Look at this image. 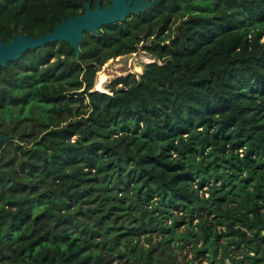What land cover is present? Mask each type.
<instances>
[{"label":"trees","instance_id":"trees-1","mask_svg":"<svg viewBox=\"0 0 264 264\" xmlns=\"http://www.w3.org/2000/svg\"><path fill=\"white\" fill-rule=\"evenodd\" d=\"M155 1L0 66V264H264V0ZM86 3L0 0V41Z\"/></svg>","mask_w":264,"mask_h":264},{"label":"water","instance_id":"water-1","mask_svg":"<svg viewBox=\"0 0 264 264\" xmlns=\"http://www.w3.org/2000/svg\"><path fill=\"white\" fill-rule=\"evenodd\" d=\"M155 2V0H110L108 6L100 7L96 4L94 9L91 8L90 3H86L82 15L62 19L58 26L52 28L51 32L39 37L16 34L8 42L0 41V66H5L8 61L18 59L28 49L41 47L54 41L68 42L75 56L78 57L83 32L98 34L103 25L122 22L128 14L142 12ZM3 138L0 132V141Z\"/></svg>","mask_w":264,"mask_h":264},{"label":"rangeland","instance_id":"rangeland-1","mask_svg":"<svg viewBox=\"0 0 264 264\" xmlns=\"http://www.w3.org/2000/svg\"><path fill=\"white\" fill-rule=\"evenodd\" d=\"M151 57L148 53L142 49H138L133 54H127L109 59L105 62L95 76V89H98L97 82L100 73H104L107 76V80L102 84V89L107 91L106 86L112 82L116 77L124 76L128 73L140 74L143 71V66L147 63V58ZM183 254L187 258L192 257V252L188 249H184Z\"/></svg>","mask_w":264,"mask_h":264},{"label":"bare ground","instance_id":"bare-ground-1","mask_svg":"<svg viewBox=\"0 0 264 264\" xmlns=\"http://www.w3.org/2000/svg\"><path fill=\"white\" fill-rule=\"evenodd\" d=\"M107 80V76L102 72L99 74V78H98V82H97V86L99 88V90H101L102 92L105 91L102 89V84L105 83V81Z\"/></svg>","mask_w":264,"mask_h":264},{"label":"built area","instance_id":"built-area-1","mask_svg":"<svg viewBox=\"0 0 264 264\" xmlns=\"http://www.w3.org/2000/svg\"><path fill=\"white\" fill-rule=\"evenodd\" d=\"M130 54H133V53H130ZM154 61V59L152 58V57H149V58H147V63H149V62H153Z\"/></svg>","mask_w":264,"mask_h":264}]
</instances>
